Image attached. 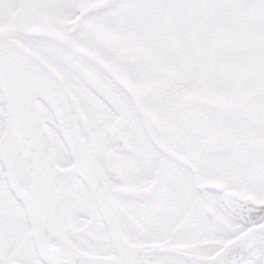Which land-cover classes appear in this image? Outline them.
I'll return each mask as SVG.
<instances>
[{
	"label": "snow or ice",
	"instance_id": "obj_1",
	"mask_svg": "<svg viewBox=\"0 0 264 264\" xmlns=\"http://www.w3.org/2000/svg\"><path fill=\"white\" fill-rule=\"evenodd\" d=\"M0 264H264V0H0Z\"/></svg>",
	"mask_w": 264,
	"mask_h": 264
}]
</instances>
